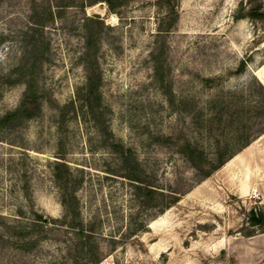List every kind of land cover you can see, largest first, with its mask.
Listing matches in <instances>:
<instances>
[{
  "label": "rangeland",
  "instance_id": "obj_1",
  "mask_svg": "<svg viewBox=\"0 0 264 264\" xmlns=\"http://www.w3.org/2000/svg\"><path fill=\"white\" fill-rule=\"evenodd\" d=\"M242 1L179 0L167 31L157 0L116 12L104 2L0 0V82L38 54L42 104L40 115L0 132V264H264V228L249 224L252 210L264 212V134L245 163L233 157L206 179L185 156L190 146L206 172L264 127V32L236 19ZM99 21L101 121L113 139L79 100L85 26L98 32ZM25 88L0 83V117ZM113 143L132 150L150 196L135 193ZM60 155L90 234L85 247L64 219L52 168Z\"/></svg>",
  "mask_w": 264,
  "mask_h": 264
},
{
  "label": "trees",
  "instance_id": "obj_2",
  "mask_svg": "<svg viewBox=\"0 0 264 264\" xmlns=\"http://www.w3.org/2000/svg\"><path fill=\"white\" fill-rule=\"evenodd\" d=\"M58 3H64L65 7L69 6H78L82 9L86 7H90L98 2H104L108 5L109 11L116 12L123 8L128 7L132 3L137 0H57ZM178 3L179 0H157V6L163 14L162 22L166 23V29L169 31L178 21ZM249 18L256 24L260 25V28L264 32V3L263 0H243L240 4L239 14L236 19L241 20ZM94 23L95 20H90ZM100 22V21H99ZM38 27H43V22L35 23ZM99 30L98 32H94L90 30L89 26H85V39H86V48L87 53L84 56L85 66L87 68L88 74L86 77V82L84 87L82 88L83 95L79 98V100L84 104L87 109V114L90 115L94 125L98 128L99 132L104 134L107 133V139H113V135L110 130L104 127L101 119L104 114L101 113L102 110V97H101V86H102V74L98 68V61L96 58V54L98 53L97 40L98 34L102 33L103 23H98ZM39 29V28H38ZM161 29V28H160ZM162 31V30H160ZM38 53V52H36ZM35 53V54H36ZM39 55L36 54L34 56V61L30 64L27 71H21L24 69H17L9 72L6 75H3L1 78V85L13 86L16 84H24L25 92L23 100L20 106L14 110L6 113L5 115L0 117V132L2 130L13 129L26 121H29L38 115H40L42 111V104L40 102L39 96L36 91V75L35 68L40 63L41 60ZM38 57V58H37ZM248 66V61H242L237 74H244L246 72ZM260 86V90L263 93V101L261 104H264V88ZM262 116L264 119V105L262 106ZM264 121V120H263ZM264 134V127L262 130L258 132L254 138L248 140L242 147L235 153H231L228 155H219L217 156V161L214 164H211L210 170L205 172L204 169L198 168L196 166L195 152L192 151L190 146L186 147V158L189 159L194 165L195 168L203 173V178L206 179L213 172L221 168L225 165L229 160L241 152L242 149L248 147L255 139ZM112 148L114 153L117 154L121 160L123 165V170L127 171L126 178L129 179L133 184L136 194H140L142 191H147L146 196H150L152 193V189L144 187V182L138 176V167L139 162L135 159L134 153L130 149H125V147L121 143H113ZM61 154V153H60ZM62 155H60V159L62 161H56L53 163V175L56 184L58 185L61 191V203L65 210L64 219L71 220V227L75 233V240L81 242L83 247L90 241V234L84 228L83 222L80 220V212L77 207V196L75 194V186L72 187L71 179L72 172L70 167L63 161ZM199 158L203 159V153L199 154ZM233 158V159H234ZM207 160V159H206ZM213 161V160H212ZM210 161V162H212ZM170 204H172L170 202ZM35 220H37L42 225L46 223L41 215L35 213ZM55 222V220H52ZM249 224L251 227H262L264 228V212L259 209H254L249 214ZM99 259H89L86 264H98Z\"/></svg>",
  "mask_w": 264,
  "mask_h": 264
},
{
  "label": "crops",
  "instance_id": "obj_3",
  "mask_svg": "<svg viewBox=\"0 0 264 264\" xmlns=\"http://www.w3.org/2000/svg\"><path fill=\"white\" fill-rule=\"evenodd\" d=\"M256 148L257 147H253V146H250V147H247L241 155H237V157H235L233 160H231V162H246L247 159L251 158V155L253 153L256 152Z\"/></svg>",
  "mask_w": 264,
  "mask_h": 264
}]
</instances>
